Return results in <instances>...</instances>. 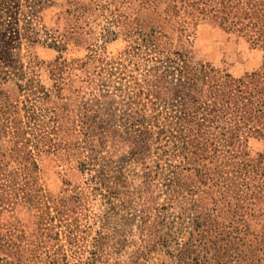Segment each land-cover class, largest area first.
<instances>
[{
  "label": "rangeland",
  "instance_id": "obj_1",
  "mask_svg": "<svg viewBox=\"0 0 264 264\" xmlns=\"http://www.w3.org/2000/svg\"><path fill=\"white\" fill-rule=\"evenodd\" d=\"M154 29L194 66L238 78L264 64L246 40L264 34V0H0V45L25 73L0 56V162L26 172L0 198V264H264L263 136L230 101L211 151L186 162L180 97L147 83ZM136 117L154 132L136 137Z\"/></svg>",
  "mask_w": 264,
  "mask_h": 264
},
{
  "label": "trees",
  "instance_id": "obj_2",
  "mask_svg": "<svg viewBox=\"0 0 264 264\" xmlns=\"http://www.w3.org/2000/svg\"><path fill=\"white\" fill-rule=\"evenodd\" d=\"M198 8L201 10L200 12H203L201 6ZM190 25L194 26V21L185 20L180 28L181 33L186 35L188 42H190V36L193 32ZM246 40L264 49V34L251 35ZM156 41H158V52L161 55L158 58L160 63H156L149 69L146 76L151 77V82L147 83L156 90L172 91L173 96L180 97L178 107L181 115L178 120L179 127L176 128L180 132L181 148L185 152L184 160L186 162H188L187 159L192 162L199 160L200 155L206 151L208 153L211 151L210 148L213 144L212 128L217 117L216 111H224L225 104L230 103V101L237 102L242 112V118L247 122L245 125L247 133L252 132L258 136H263L264 139V64L259 69L236 78L229 72L222 74L220 68L209 61H195L194 66L190 60V50L187 47L183 46L181 49L173 51L174 43L171 36L167 33H159L154 29L148 34V42L154 43ZM7 44L11 46L10 43ZM8 45H0V56L5 59L8 58L7 63L16 77L23 78L25 73L22 74L19 71L22 65H17L16 60L11 58L13 56L7 50ZM177 62L178 67L172 70L170 67ZM29 81L27 80V83ZM29 85L31 84L29 83ZM207 85L209 86L208 93H204V87ZM19 86L22 89L26 87L23 83H19ZM212 95L216 99L214 103L211 100ZM218 102L222 103L220 107H218ZM239 102H243V105L240 106ZM254 118L256 124L249 123ZM223 120L228 121L225 114H223L221 121ZM135 122L139 125L135 133L136 137H138V132H141V136L147 133V130L154 132L150 124H145L144 118L136 117ZM221 128L225 127L222 126ZM228 132L231 133L230 128ZM84 135L83 147L86 153L83 155V161H81V169L82 171H97V175H93L91 179H99V168H97L99 164V133L89 132L84 133ZM233 137V134L230 135V140ZM227 141L224 143L230 144ZM24 148L26 147L24 146ZM35 162L25 165V170H37L38 165ZM20 168L11 169V167L0 162V198L4 195L6 182L11 176L17 173H26ZM96 188L99 189V187Z\"/></svg>",
  "mask_w": 264,
  "mask_h": 264
}]
</instances>
